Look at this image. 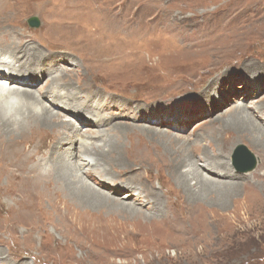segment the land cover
<instances>
[{"label":"rangeland","instance_id":"374dc122","mask_svg":"<svg viewBox=\"0 0 264 264\" xmlns=\"http://www.w3.org/2000/svg\"><path fill=\"white\" fill-rule=\"evenodd\" d=\"M13 1L0 0V19L6 28L22 27L26 19V28L34 35L36 31L66 33L62 25L70 18L74 22V14L89 10L97 18L78 16L77 23L98 37L111 36L121 56L97 54V59L83 65L87 83L75 71L67 73L66 80L87 94L101 93L97 90L104 88H111L105 92L112 94L106 95L115 97L121 90H128L122 92L125 98L142 93L145 100L137 107L116 109L111 123L101 122L99 130L92 128L101 132L105 141L111 138L103 145L111 148L112 157H102L97 147L90 152L114 179L109 186L117 180L131 183L122 188L119 197L104 190L108 196L123 201L128 190L135 192L132 199L141 192L137 200L142 203L124 201L127 204L108 206L81 201L65 190L62 181L55 184L56 172L49 182L58 195H44L43 185L34 186L30 174L26 180L24 170L32 171L42 144L38 151L33 145L24 148L32 137L19 140L20 130L9 123L13 129L9 134L14 137L0 128V149L9 143L20 148L23 167L18 170V188L0 172L1 209L10 213L8 218L0 214L2 254L9 252L12 241L19 247L14 253L31 255L25 260L10 253L8 258H14L16 264H37L36 259L40 264H264V147L223 123L232 118L239 104L246 103L250 106L246 112L264 127V0H53L48 6L41 4L43 0H32L25 18L11 25L13 20L7 14ZM102 13L113 17L108 22L116 24L105 25ZM31 16L39 19L38 27L29 24ZM15 32L5 33L0 28L1 36L9 34L25 43L27 35H22V42ZM66 41L73 46L80 43L75 36L66 37ZM134 41L138 58L124 67L136 54ZM106 45L100 40L94 48L106 49ZM73 46L65 57L73 56L76 63L80 49ZM146 71L154 82L146 80ZM161 74L159 79L156 75ZM45 77L38 75L35 87L28 90L37 93ZM213 77L216 80L208 86ZM217 89L223 95L213 102L210 96ZM251 89H255L253 93ZM245 90L250 95L248 101ZM158 97L165 100L153 103ZM151 122H165L166 126L153 127ZM52 128L56 127H44L42 133L48 132L51 138ZM59 132L60 125L54 135ZM239 144H245L257 159L252 171L239 173L233 164ZM138 145L144 153L130 155V149ZM64 150L51 160L66 163L64 156L67 158L69 150ZM221 152L219 160L227 164L224 170L213 160ZM193 163L203 176L201 168L219 177L224 173L236 177L211 175L226 189H205L189 176L187 166ZM183 179L194 181L190 194L178 185ZM56 243L64 246L55 248Z\"/></svg>","mask_w":264,"mask_h":264},{"label":"bare ground","instance_id":"6f19581e","mask_svg":"<svg viewBox=\"0 0 264 264\" xmlns=\"http://www.w3.org/2000/svg\"><path fill=\"white\" fill-rule=\"evenodd\" d=\"M52 2L53 0H43L41 4L43 3L48 6L51 5ZM31 5L32 0H14L9 6L10 13L7 14V16H10L13 20L11 25L18 22V20L22 21L25 18ZM70 13L71 12H68L69 17ZM74 15H76V19H74V22H72L70 18L69 21L64 23L61 27V29L66 33L50 32L49 34H47L46 32H43L40 34L36 31V35L32 34L30 31L28 32L26 28V19L22 27H14L13 29H9L8 27L6 28L2 20L3 18L0 19V28L4 29L5 33L16 31L14 34L16 36H19L22 42H24L22 35H27L25 43H20V41H17L15 38H10L9 34H4L2 36L0 35V44L3 46L0 47V128L7 134L12 133L13 129H11V125L14 129L20 130L19 140H24V138L27 139L28 136H31L32 139L25 141L26 144L24 145V148H26L27 145H33L37 148L38 151L39 146L42 144L43 148L41 156L38 157L36 163L31 166L32 171H29L27 167L24 170H26V180L29 178L28 175L30 174V180L33 182L34 186L36 184L43 185V188L45 189L42 190L44 195L49 196L50 193H57L56 186L52 188L51 182H49L50 178L54 176L56 172V176L54 178V180L56 181L55 184L59 186L58 183L62 181L63 185L65 186V190L69 192L70 195L78 196L81 201L91 203L93 202L97 204L103 203L108 204V206H122L124 204H127L124 201H140L142 203L141 200H137L141 196L139 194L141 192H138L137 197L132 199V196H134L133 194H135V192L131 193V190H128L129 192H127V194L125 193L121 197V199L124 198L123 201L116 200L113 196H108L109 194L104 190H107L115 196H118L117 194L121 193L122 188H129V186H127V183H131L125 180L122 183V181L119 182V180H117L114 185L109 186L108 183L114 181V179H112L108 174L109 171L106 170V165L104 163L100 165V161L99 163H97L96 157L91 156L90 152L94 151L95 147H97L98 149H100L102 157H112L113 154L110 152L111 148H108L107 150L103 145L104 143L110 141L111 138L105 141L102 136L103 134H101V132L99 131H96L95 129L93 130L92 128L96 127V129L99 130V125H101V122L105 123L110 121L111 123L113 119H115V115H113L114 110L116 111V109H118L117 111H122L125 109V107H137L138 104L140 102H144L145 99L141 97L142 93L140 91H137V94L133 97L127 96L126 98L124 97V93L122 94V92H127L128 90H121V94L117 97L106 95L112 94L105 92L112 91L110 87V89L104 88L97 90L101 93L92 91L91 93L87 94L82 89H80V87L76 85V83H74L73 81L71 82L70 80H66L68 77L66 76V74L70 71H75V73L82 74L83 80H85L87 72L83 68V65L91 63V61L97 59V54H99V56L104 54L108 57L110 56V54L114 56L118 55V57L119 55L121 56L120 51L113 45L112 40L110 39L111 36L104 35L102 37H98L93 33H89L85 27H83L80 23H77L80 22V20H78V16H80L82 19L97 18L95 16V12L92 13L88 10L84 11V13ZM100 15L103 20H105V25L113 26L116 24L108 22V20H113V17H109L104 13ZM53 23L54 21H51V24ZM124 30L125 29L123 28V33ZM151 33L152 32L148 33L149 37ZM74 36L80 43L73 46L66 41V37ZM154 38L155 41H160V38H158L157 36H154ZM100 40H103L108 44V46L106 45V49L95 50L94 47L95 45H97V43L100 42ZM125 40L126 38L124 39V42ZM142 40L143 39H141L140 41ZM71 46H73V48H75L76 50L80 49V54L76 63L72 62L74 60L73 56L71 59L65 57L66 51L68 49L70 50ZM133 46L136 54L126 63L124 67H126L129 63L134 64V62L138 58L137 45L135 41L133 42ZM12 48L14 49V51L12 50ZM82 51L88 53L90 52V55H83ZM36 54L37 56H35ZM79 62H82V64ZM71 64H73V66H71ZM38 75H40L41 77H44L46 75L47 78L45 77L46 82L36 93V91L33 92L28 89H33L35 87L36 84L34 80H36V77ZM145 75L148 76L146 79L148 82H154V78L152 77L151 73L146 71ZM156 76L159 79L163 77L162 74ZM214 80H216V77L211 78L208 86H211ZM199 84L200 83H197L195 86L199 88ZM18 87L21 88L18 89ZM253 90L255 89H251V93H253ZM245 91L246 93H244L243 95L247 96L245 98L247 100L249 99L250 95L248 94L247 90ZM220 95H223L222 90L219 91L217 89V91L212 92V95L209 96L211 100L215 102L214 100H220ZM164 100V97H158L154 99L153 103H160ZM248 105L249 104L246 103L239 104V108L237 107L235 112H233L232 118L230 120L225 119L223 123H225L226 126L235 127L240 132L243 131L245 135H248L250 138L255 139V141H259L261 143V146L264 147V127L261 126L255 120V118L250 115L249 111L246 112L250 107ZM217 109L218 108H216V110ZM256 110L258 109L256 108ZM59 112L68 117V119H62L61 113ZM121 114H124V112ZM258 116L260 115L258 114ZM9 123H11V125ZM59 125L60 132L54 135L56 129L59 128ZM151 125L153 127L160 128V126L162 125L166 126V123L151 122ZM52 126L56 128L54 130L52 128V136L51 138H48L49 133H42V128L45 127L50 130V127ZM114 126H112L111 128H114ZM145 127L146 126H143L142 128ZM99 133L101 134V136H99ZM9 135L11 137H14V135L12 134ZM129 137L130 135L127 137V139ZM135 147H132L130 149V152H132V154L129 152H127V154L129 153L130 155H140L143 152V150L142 152L138 150L141 149L139 145L136 148ZM64 149L69 150V155L67 156L68 159L66 158V156H64V161H66V163H56L54 160H51L53 155H55V158H59V156H61V151ZM145 152L148 153L147 151ZM64 153L65 150L63 154ZM221 154L222 152L216 153L217 157L213 158V160L217 161L216 164L221 167L222 170H224L227 168V164L219 160L223 158ZM0 164V172H2L4 176H6L7 182L12 186L18 188V170L23 167L22 152L20 148L18 150V148L15 147V145H13L12 143L4 145L0 149ZM26 165H28V163ZM179 166L180 168L182 167L181 164H179ZM199 166L201 167L200 164ZM187 168L188 172H190L189 176H192V179L197 183L205 185V189H226V187H222L216 184L217 178L215 177H219V175L216 176L208 171L205 172L204 169L201 168L200 170L204 174L203 176L194 163L188 165ZM226 171L231 170L229 169ZM179 172L183 171H181L180 169ZM33 173L38 175V177L33 175ZM200 175H202L203 177H201ZM211 175L215 177H212ZM231 176V174L224 173L220 175L219 178H227ZM100 178L102 180H100ZM92 179L95 180L94 183L92 182ZM184 179L183 182L180 181L178 185L184 188L187 193L190 189L192 192L193 189L191 183L193 184L194 181L184 182ZM213 180L215 184L212 183ZM23 183L24 181L22 179L20 184ZM97 184L100 187H98ZM134 185L137 186L136 184ZM161 185H165L164 181ZM1 206L2 201L0 195V214L4 218L10 217L7 216L10 215L8 210H2ZM23 210H25V208ZM10 243L11 246L7 248L9 252H7L6 255L2 254V249L0 248V264H16L14 258L13 261L8 258L10 253L13 254V257L24 258L25 260V256H31L24 254L17 255V253L13 252V249L15 247H19L12 241H10ZM63 246L64 245L62 243H56L55 248H62ZM33 257L34 256H32V258ZM36 263L40 264L38 259H36Z\"/></svg>","mask_w":264,"mask_h":264},{"label":"water","instance_id":"95a60500","mask_svg":"<svg viewBox=\"0 0 264 264\" xmlns=\"http://www.w3.org/2000/svg\"><path fill=\"white\" fill-rule=\"evenodd\" d=\"M29 24L38 27L40 21L36 16L29 18ZM233 164L239 173L252 171L257 166V159L254 153L245 145L239 144L233 154Z\"/></svg>","mask_w":264,"mask_h":264}]
</instances>
